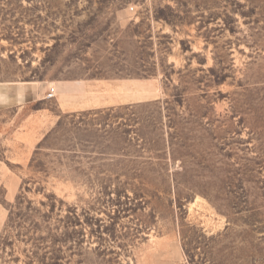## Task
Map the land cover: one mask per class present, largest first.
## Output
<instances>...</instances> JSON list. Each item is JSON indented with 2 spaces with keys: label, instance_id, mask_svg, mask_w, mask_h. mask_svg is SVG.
<instances>
[{
  "label": "rangeland",
  "instance_id": "374dc122",
  "mask_svg": "<svg viewBox=\"0 0 264 264\" xmlns=\"http://www.w3.org/2000/svg\"><path fill=\"white\" fill-rule=\"evenodd\" d=\"M25 81L87 87L0 109V264H264V0H0Z\"/></svg>",
  "mask_w": 264,
  "mask_h": 264
},
{
  "label": "crops",
  "instance_id": "0c3cea01",
  "mask_svg": "<svg viewBox=\"0 0 264 264\" xmlns=\"http://www.w3.org/2000/svg\"><path fill=\"white\" fill-rule=\"evenodd\" d=\"M46 81H25L0 83V109L13 106H25L40 99L46 98L49 87ZM87 84L79 82H63L56 85L59 91L67 93H82L86 90Z\"/></svg>",
  "mask_w": 264,
  "mask_h": 264
},
{
  "label": "trees",
  "instance_id": "16d2710c",
  "mask_svg": "<svg viewBox=\"0 0 264 264\" xmlns=\"http://www.w3.org/2000/svg\"><path fill=\"white\" fill-rule=\"evenodd\" d=\"M12 220H13V216H12V211H11V214H10V216H9V219L7 220V223H6V228H5V231H8V229H10V228H12L13 226L11 225V223H12ZM4 237V236H3ZM2 236L0 237V243H2L1 242V240H2V238H3ZM43 239H45L44 237H39V238H37V240H40L39 242H41L42 244L44 243V241H43ZM55 241H59V240H57V238L56 239H54ZM61 241V240H60ZM59 241V242H60ZM4 243V242H3ZM41 243H38V244H36L35 245V247L36 248H40V246L42 245ZM34 253H36V251L34 250V252H33V254ZM28 256H30L32 259V261L34 260V257H33V255L31 256V255H28ZM56 259H60L59 257H57V258H55V260ZM44 263V262H43ZM31 264V263H30ZM47 264V263H46ZM56 264H60L59 262H56Z\"/></svg>",
  "mask_w": 264,
  "mask_h": 264
},
{
  "label": "built area",
  "instance_id": "2783aa9c",
  "mask_svg": "<svg viewBox=\"0 0 264 264\" xmlns=\"http://www.w3.org/2000/svg\"><path fill=\"white\" fill-rule=\"evenodd\" d=\"M57 88L56 86H50L48 91L46 92V98H52L56 95Z\"/></svg>",
  "mask_w": 264,
  "mask_h": 264
}]
</instances>
